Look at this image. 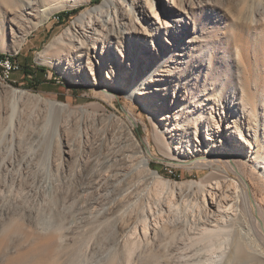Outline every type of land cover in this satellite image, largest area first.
I'll list each match as a JSON object with an SVG mask.
<instances>
[{
	"label": "rangeland",
	"instance_id": "obj_1",
	"mask_svg": "<svg viewBox=\"0 0 264 264\" xmlns=\"http://www.w3.org/2000/svg\"><path fill=\"white\" fill-rule=\"evenodd\" d=\"M4 1L0 0V54L11 57L20 70L11 73L8 84L0 83V89L21 88L69 104L75 112L69 124L61 118L54 121L47 106L33 98L25 100L10 121L5 108L8 97L0 93V264H139L143 254L160 251L163 245L171 249L166 256L174 264H222L234 237L246 247L254 246L256 237L239 210L232 208L234 201L219 208L215 200L209 205L208 193L204 203L202 193L194 194L210 169L176 162L225 151L246 164L255 200L264 195L250 174L254 169L255 176L264 180V0H185L186 13H181L179 23L170 21L171 5L159 0L154 3L156 18L169 33L154 31L140 18L139 34L121 39L126 49L123 62L113 59L112 63L101 55L99 41L95 56L103 57L107 68L99 69L98 60L91 58L95 77L84 68L85 49L73 54L66 48L51 51L46 60L38 55L98 3L55 0L57 9L39 25L19 13L13 21V10L5 9ZM62 12H70L68 20L58 22L56 16ZM149 34L153 45L147 42ZM110 68L115 80H120V90L109 89L112 98L104 92L111 82L106 78ZM24 69L33 73L36 82L24 77ZM153 71L158 80L146 84L150 92L137 94L144 90H136L130 98L129 81L136 85ZM98 81L106 83L99 86ZM163 86L167 92L153 90ZM92 105H101L106 112ZM77 108L87 109L88 115ZM128 116L133 119V138L142 147L140 155L149 157V172L191 184L182 197L178 192L169 197L152 180L142 181L135 168L138 154L127 147L131 142L124 127ZM58 125L66 129L63 139L55 133ZM153 125L169 143L172 157L156 145ZM107 127L110 131L105 134ZM105 135V151H99ZM85 151L91 152L86 153L88 167L83 172ZM106 153L124 157L127 163L122 168L117 164L119 171L109 168L99 158ZM169 200L176 205L169 207ZM200 202L212 211L205 226L198 213ZM259 218L264 231V207ZM165 221L175 236L159 241ZM11 223L19 226V233L13 234V224L1 231ZM204 230L225 236L207 244L197 242ZM186 237L191 239L181 241Z\"/></svg>",
	"mask_w": 264,
	"mask_h": 264
},
{
	"label": "bare ground",
	"instance_id": "obj_2",
	"mask_svg": "<svg viewBox=\"0 0 264 264\" xmlns=\"http://www.w3.org/2000/svg\"><path fill=\"white\" fill-rule=\"evenodd\" d=\"M55 0H5L4 5L5 9H12L10 14H13V21L18 18L17 13L21 14L26 18L27 21L32 22L33 20L37 21V24L41 25L42 23L46 22L49 19V16L53 13L55 9H57V4L54 3ZM159 0H102L98 5L94 6L92 9L86 10L82 14H80L72 23L71 25L65 30V32L60 35L59 37L54 38L46 47L39 53L38 58H44L48 56V52L51 51H61L62 48L68 49L70 54L78 53L81 49L86 50V56H88V61L86 62V67L88 70L92 71L91 76L95 77L96 70L93 68V61L91 58H96L95 50L97 47V43L99 41L102 43L101 55L110 57L111 62L113 63V59L117 62H123L126 56V49L122 46L121 39L123 37H127V35L132 34H139V28H137V20L142 18L145 22L150 23L154 26V31H162V33L168 34L169 30L167 27L162 25V23L156 18V10L154 9V3L157 4ZM166 3L171 5V9L168 10L169 15H171L170 21L174 23H179L181 21V13H186L184 4L185 0H165ZM197 3L201 2H208L210 0H195ZM192 4V3H191ZM66 6V4L64 5ZM137 8H139L137 12ZM163 9V8H162ZM7 11V10H5ZM140 15V17H137ZM138 18V19H137ZM144 31H146L144 29ZM145 33V32H144ZM152 45L154 44V40L151 38V34H149V40ZM169 43V42H168ZM21 45H19L20 49ZM106 47V49L104 48ZM107 50L109 51L107 55ZM93 51V52H92ZM120 57V58H119ZM98 60V67L99 69H106L107 66L104 63V58H96ZM2 61H12L9 58H5ZM81 66L78 65V70ZM83 68V67H82ZM76 69V70H77ZM97 71V76L99 77L100 71ZM165 71V70H164ZM167 71V70H166ZM95 72V73H94ZM163 72V71H162ZM161 72V74H163ZM170 74V71H167ZM12 73V69H5V77H10ZM70 74V72L68 73ZM82 74V73H81ZM154 71L148 75L146 78H141L139 83L136 85H132V79L129 81V88H131L130 96L131 98L132 93H137L140 90H144L143 92H138L137 94H144L150 92L149 87L146 84L149 81H157L158 79L154 77ZM113 68H110L109 71L107 70L106 78H108L111 82L107 83L109 85L108 88L104 91L106 94L105 97L112 98L114 97L112 92L109 90H120V80L116 81L114 77ZM114 77V78H113ZM118 78V76H117ZM153 78V79H151ZM93 80V79H92ZM11 80L4 79L0 77V83L8 84ZM162 81V80H161ZM161 81H159L161 83ZM106 83V82H105ZM103 81H98L97 85H105ZM112 84V86L110 85ZM163 84V83H162ZM142 87V88H141ZM148 89V90H147ZM167 88L163 86L162 88L154 87L153 90L156 91V94L160 92H167ZM138 90L137 92H135ZM0 93L7 96L8 98L5 101V108L8 111V120H13V118L18 114V108L23 104V102L30 99H35L36 102L44 103L47 106V110L50 115L53 116L54 121H59V119H63L65 124H69L70 116L75 112L71 109L69 104H65L60 101L56 100H49L43 99L38 95H31L26 90L21 88H13L11 87L8 90L0 89ZM31 101V100H30ZM2 102L0 97V111L2 109ZM98 111H103L104 108L101 105H92ZM3 111V110H2ZM77 111L81 114H87V109L77 108ZM106 116V115H105ZM159 116V115H158ZM107 119H110L109 116H106ZM127 121L124 122V127L127 132V137H130V143L127 144V147L132 150L133 155L138 154V162L135 166L137 171L141 172L142 174V181L144 179L152 180V182L158 184L162 191L167 190L169 197L175 195V192L180 197L186 192L192 189L191 184L186 182H172L169 180H165L162 176H160L157 172L150 173V164H149V157L141 156L140 153L142 152V147L139 142L134 139L131 129V124L133 123V119L128 116ZM184 124H188V120L185 119L182 121ZM59 122L56 123V125ZM218 124V123H216ZM154 128V140L156 145L158 146L159 150L166 156L172 157L170 153L169 143L166 139H164L163 134L158 132ZM110 128L105 129V134H108ZM55 133L59 136V139H63L66 134V129L64 126H57L55 129ZM125 135V136H126ZM127 138L125 137V142L127 143ZM107 144V137L106 135L100 140V144L98 145L99 151H105V147ZM150 145L151 142L148 141ZM239 147V146H238ZM69 150L63 149L64 154H69ZM128 151V150H127ZM91 152V151H90ZM90 152H84L82 155V171H86L88 167L87 156ZM239 152L236 151V153ZM87 153V156H86ZM107 154V153H106ZM110 156H112L110 158ZM119 157V158H118ZM89 158V157H88ZM103 159V162L106 163V166L109 168L115 167L116 170H121L117 168V164L121 166L125 165L127 161L124 157L121 156H113L112 154H107L104 157H99ZM66 157H63V161L65 162ZM257 163H260L256 160ZM143 164L144 167L140 168V164ZM178 165L190 167L191 165L198 166L203 169H210V172L207 176L194 187V194L202 193L203 203L205 201V195L208 193L210 197V204L213 206L214 200L215 203L218 205L219 208H226V205L229 202H233L232 208L237 211L241 215V218L247 223L248 226L251 227L254 236L256 237L255 240H252L253 247L249 246L246 247L241 239L237 236L234 237L230 249V253L226 259V261L222 264H264V231L260 229L259 223L263 222L259 218V214L262 213V208L264 207V195L259 200H255V193L251 191V182L248 180V175L246 173V164L238 160L236 157L229 155L227 152L218 153L216 155L210 154L208 156H203L200 159L192 160L190 162L178 163ZM264 166V165H262ZM250 174L253 175L254 180H258L260 189H264V180L258 175L256 177L254 169H250ZM191 177L193 174L190 175ZM140 179V180H141ZM230 179V180H229ZM147 180V181H148ZM214 182V183H213ZM116 186V185H115ZM212 186V188L207 189L206 187ZM159 190V191H161ZM229 190V191H227ZM161 191V192H162ZM159 192V193H161ZM158 193V194H159ZM205 194V195H204ZM96 199V198H94ZM98 199V198H97ZM93 200V199H92ZM97 201V200H96ZM92 202V201H91ZM94 202V201H93ZM174 202V201H173ZM170 202L169 200V207H174L176 204ZM168 203V202H167ZM176 203V202H175ZM198 206V210L200 213L199 216L203 219V223L201 225L205 226V222H208V216L212 214V211H207V207L204 204ZM110 213V212H109ZM108 213V214H109ZM189 214V212H188ZM190 215V214H189ZM188 216V215H187ZM167 220V219H166ZM145 221V219H144ZM169 221V220H168ZM170 222V221H169ZM13 223L8 224L2 228L1 231L6 230L12 226ZM171 224V223H170ZM13 234H17L20 231L19 226L13 224ZM3 226V225H2ZM143 233L147 232V225L143 224ZM162 233L158 236L159 241H163L169 238L172 235L174 238L175 234L171 233V225L169 223H163L161 225ZM204 234L202 237L197 240V242L202 243H209L211 241H218L222 239L224 236L221 235H213L211 230H204ZM191 239L190 237H186L185 239ZM157 240V242H158ZM159 243V242H158ZM161 244V243H159ZM192 245V244H191ZM190 245V246H191ZM131 249V248H130ZM128 250V252L130 251ZM189 249V246H188ZM166 251H171V249L165 245L162 246V250L160 251H150L147 254H143L140 259L139 264H174L168 257L166 256ZM261 252V255H258L255 252ZM129 254V253H128ZM3 256L5 253L2 254Z\"/></svg>",
	"mask_w": 264,
	"mask_h": 264
},
{
	"label": "trees",
	"instance_id": "obj_3",
	"mask_svg": "<svg viewBox=\"0 0 264 264\" xmlns=\"http://www.w3.org/2000/svg\"><path fill=\"white\" fill-rule=\"evenodd\" d=\"M99 1L100 0H94L93 2L95 3V4H99ZM101 2V1H100ZM76 10H73L72 12H75ZM70 14V12H66V13H64V12H62V13H58V15L56 16V18H57V20H58V22H60L61 20H68V17H67V15H69ZM5 58H9V59H11V57H9V56H6V55H4V54H0V61L1 60H4ZM13 61V60H12ZM24 77H28V78H30V79H32L34 82H36V80H34L33 79V73H31L30 71H28V70H26V69H24Z\"/></svg>",
	"mask_w": 264,
	"mask_h": 264
},
{
	"label": "built area",
	"instance_id": "obj_4",
	"mask_svg": "<svg viewBox=\"0 0 264 264\" xmlns=\"http://www.w3.org/2000/svg\"><path fill=\"white\" fill-rule=\"evenodd\" d=\"M5 69H12V72L19 71L20 65L16 61H0V77L11 80L10 77H5Z\"/></svg>",
	"mask_w": 264,
	"mask_h": 264
}]
</instances>
